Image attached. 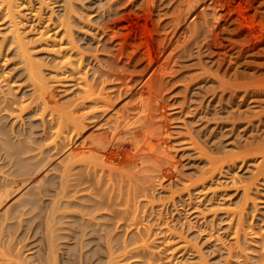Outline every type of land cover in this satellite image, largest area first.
I'll use <instances>...</instances> for the list:
<instances>
[{"label": "bare ground", "instance_id": "obj_1", "mask_svg": "<svg viewBox=\"0 0 264 264\" xmlns=\"http://www.w3.org/2000/svg\"><path fill=\"white\" fill-rule=\"evenodd\" d=\"M58 2L44 17L48 0H0V62L16 69L0 67V264H264L249 214L264 191V0ZM193 53L205 77L165 105ZM187 154L203 162L187 198L161 194ZM247 160L233 203L216 188L213 214L193 210L199 226L226 221L228 247L161 217Z\"/></svg>", "mask_w": 264, "mask_h": 264}, {"label": "rangeland", "instance_id": "obj_2", "mask_svg": "<svg viewBox=\"0 0 264 264\" xmlns=\"http://www.w3.org/2000/svg\"><path fill=\"white\" fill-rule=\"evenodd\" d=\"M50 1H52L51 3H50ZM54 1H57L58 2V0H48V6L51 8L52 7V9H45L46 11L44 12V17H49L50 15H51V12L53 11V10H55L54 11V13H56V11L59 9V2H58V7H56L55 8V6H57V2H54ZM85 1H89V0H85ZM53 2H54V4H53ZM51 4V5H50ZM55 8V9H54ZM51 10V11H50ZM49 12V13H48ZM33 22V21H32ZM30 24V23H29ZM28 24V25H29ZM33 24H34V26L36 25V26H38L39 27V25H37V24H39V23H37L36 24V21L35 22H33ZM94 24V23H93ZM94 25H97V24H94ZM4 24L2 23V22H0V41H1V39H2V37L1 36H3L4 35ZM35 26V27H36ZM36 29H38V28H36ZM162 31H160V33H161ZM165 33H166V31H164ZM164 32H162L163 34H165ZM91 33V32H90ZM161 33V34H162ZM101 52V51H100ZM8 53H9V51H8ZM7 54V53H6ZM99 54H103V52H101V53H99ZM104 54H105V52H104ZM196 56H198V58H200L199 56L200 55H196V53H193L192 55H189V56H186V57H184L183 59H182V63L180 64V66H179V69H178V71L173 75L174 77H177L178 75H180V73H183V72H188V73H186L185 75H187L186 77L185 76H183V77H181V79H177L178 81H174V83L171 85V86H168L169 88L165 91V93L164 94H169V93H172L173 91H174V89H177V88H179V87H182V89L181 90H179L180 92H173L172 93V95H171V97L169 98H166V100L168 99V101H166L165 102V105H168V103L170 104V101H169V99L171 100V99H173V98H176V97H178V95H179V97L181 96L182 97V95H184V93H183V91H184V88H185V84H187L188 83V81H190L191 82V80L193 79V77L195 78V79H200L201 78V76L203 77L205 74H200V75H198L199 73H198V70H199V67L201 66V65H199V63L197 62L198 60H195V59H198ZM5 57V56H4ZM4 59L2 56L0 57V59ZM7 60H5V61H3V60H1V62L2 63H4V62H6V61H9V60H11V55L8 57H5ZM192 58V59H191ZM13 60H14V57H13V59L9 62V64H8V62H6V65H1V62H0V67L1 68H4L5 70V72L6 73H9L10 74V76H13L14 75V72H15V68L14 67H12V65H13ZM192 60H194V61H192ZM15 61V60H14ZM184 61V62H183ZM189 61V62H188ZM186 62V63H185ZM191 62V63H190ZM5 64V63H4ZM12 64V65H11ZM193 64V65H192ZM195 64V65H194ZM190 65V66H189ZM3 66V67H2ZM10 68H9V67ZM7 67V68H6ZM198 67V68H197ZM7 69V70H6ZM10 69H12V70H10ZM198 69V70H197ZM10 70V71H9ZM190 70V71H189ZM196 70V71H195ZM11 71H13V72H11ZM181 71V72H180ZM183 71V72H182ZM193 73H192V72ZM199 71H201V70H199ZM197 72V73H196ZM145 73L146 72H144L143 73V75H145ZM191 73V74H190ZM135 74H137V75H140V72H137V73H135ZM193 74V75H192ZM192 75V76H191ZM197 75V76H196ZM208 75V74H207ZM206 75V76H207ZM185 77V78H184ZM197 77V78H196ZM205 77V76H204ZM183 78V79H182ZM190 78H192V79H190ZM196 81V80H195ZM189 82V83H190ZM179 85V86H178ZM136 87V85L135 86H133V88H135ZM170 91V92H169ZM205 91V90H204ZM209 92V91H208ZM212 92V91H211ZM211 92L210 93H208V94H211ZM175 93V94H174ZM202 93H203V91H202ZM207 94V91H206V95L207 96H209ZM67 95H70V92H67ZM202 95H204V97L206 96L205 94H202ZM206 96V97H207ZM68 97V96H67ZM126 97H127V95H125V96H123V98H121L120 99V101H118L117 103H116V107H118V106H120L121 104H123V103H125L124 101H126L127 99H126ZM123 100V101H122ZM120 102V103H119ZM123 102V103H122ZM167 103V104H166ZM118 105V106H117ZM174 106H176V105H169V107L171 108V109H173L174 108ZM170 109V110H171ZM176 120V119H175ZM175 120H174V122L173 121H171V123H173V124H175L176 122H178V121H176L175 122ZM241 120V119H240ZM244 119H242V121H243ZM241 121H238V124H241L240 123ZM244 122L245 121H243V124H244ZM170 123V124H171ZM173 124H172V126H173ZM242 124V125H243ZM242 129L243 128H245V124H244V126H242L241 127ZM243 131L245 132V130L243 129ZM179 136V134H176L175 133V136ZM233 138H234V136L231 138V140H233ZM240 138V135H238V137H236V140H238ZM243 139V138H242ZM74 145H76V144H73V146ZM240 144H236V146H239ZM235 151V150H234ZM235 153H237L236 151H235ZM252 155V154H251ZM177 159L179 158V162L181 163V165L180 166H178V168H177V171L176 172H174L173 173V176H175V177H173V178H171V181H172V185H170V184H167L170 180H163L162 182H163V185H165L164 186V188L160 191L161 192V194H164L165 192H166V194H167V192L169 191V190H171V189H173V190H175V188H176V190L175 191H177V193L178 192H180V191H182V190H179V189H181L182 188V186H180V185H182V183H184L183 181L185 180V179H187V178H190L191 176H193L194 175V172L195 173H197L196 172V170H198L197 168L200 166L199 164H202L203 162H201L202 160L201 159H199L198 157H195V156H193V155H190V154H187V155H184V156H182V157H176ZM183 158V159H182ZM193 158H195V159H193ZM197 158V159H196ZM198 160V161H197ZM186 161V162H185ZM241 161V160H240ZM192 162V163H191ZM194 162V163H193ZM248 162H250V163H248ZM239 163V162H238ZM248 163V164H247ZM186 164V165H185ZM190 164H192V165H190ZM196 164V165H195ZM243 165H241V167H239V166H237V164H236V166L238 167H236L237 169V172H235L234 173V175H233V173H224V174H222L221 176L219 175V177H221L222 178V180L219 182L218 181V183H216L215 184V187L214 186H212V187H214V188H211V190H207V191H200V192H193V194H192V199H190L192 202H189V206H187V208H185L182 204H180L179 202H177L176 203V205H172V206H169L168 204V207H166V209H167V211L164 209V211L165 212H162L163 213V215L161 214V217H163L164 219L165 218H169L168 219V221H170V219H173V218H178L179 217V219H181V222L182 221H185V223H184V226L186 225V223L188 224V221L189 220H191L190 222H194L196 219H198V218H202V217H204V214L206 215V216H209V215H211V211H210V209L209 208H207L206 209V205H204V204H206V203H204V202H207L208 204L210 203V200H206L207 199V197L208 196H210V195H212L213 193H211V192H214V190L216 189V188H218L219 189V192H218V190L216 189L215 191L217 192V193H215L214 192V194H213V196L212 197H215V198H217L219 195L218 194H220V191H221V189H223L222 191H221V193H223L222 194V196L220 197V198H222L223 199V201H222V199H220L221 201V203H225V206L224 207H227L228 205V202L229 203H233V199L236 197V195L243 189V184L245 183V181L244 180H247V178H248V176H249V174L250 173H252V171L250 170V169H253L254 168V164H256L255 162H252V161H248L247 160V162H245V164L244 163H242ZM254 165V166H253ZM192 166V167H191ZM194 166H195V168H194ZM251 166V167H250ZM249 167H250V169H249ZM253 167V168H252ZM239 169V170H238ZM249 170V171H248ZM178 171H179V173H178ZM186 171H190L191 173H189V172H187L186 173ZM194 171V172H193ZM251 171V172H250ZM193 173V174H192ZM182 174V176H180ZM227 174V175H226ZM179 175V176H178ZM188 177H187V176ZM196 175V174H195ZM245 175V176H244ZM248 175V176H247ZM184 176V177H183ZM243 176H244V178L247 176V178H245V179H243ZM180 177H182V178H180ZM219 177H217V178H219ZM233 177H234V179H233ZM250 177V176H249ZM185 178V179H184ZM221 178H219V180L221 179ZM225 178V179H224ZM227 178V179H226ZM182 179V180H181ZM236 180V181H233V180ZM241 179V180H240ZM242 180L244 181V183L242 182ZM223 181H225L226 182V185H225V182H223ZM227 181H228V183H229V185H228V183H227ZM261 181L260 180H258V182L257 183H260ZM220 183H221V187H220ZM263 183V182H262ZM261 183V185H259V189L261 190L263 187H264V183L262 184ZM179 184V185H178ZM168 186H169V190H168ZM172 186V187H171ZM167 188V189H166ZM214 189V190H213ZM238 189V190H237ZM209 191V192H208ZM183 193V194H182ZM180 192V195L181 196H185L186 198H187V196L188 195H186L185 193L186 192ZM211 193V194H210ZM241 193V192H240ZM165 194V195H166ZM216 194V195H215ZM259 195H260V197L262 198H260V199H257L256 200V202H258L257 203V205L258 206H256L257 207V209H254L252 212H249V214H251L250 216V219L252 220V221H250L253 225H255V229L256 230H258L259 231V233L260 232H262V231H264V191H260L259 193H258ZM177 195H179V194H177ZM215 195V196H214ZM223 196H225V197H223ZM206 197V198H205ZM188 201V200H187ZM186 201V202H187ZM228 201V202H227ZM186 202H185V204H186ZM227 203V204H226ZM201 204V205H200ZM180 205H182V206H180ZM194 206H197V208H192V207H194ZM170 207H172V208H170ZM176 207V208H175ZM182 207V208H181ZM223 207V208H224ZM255 207V208H256ZM169 208L171 209V211L169 210ZM222 208V209H223ZM221 209V210H222ZM168 210H169V212H168ZM180 210V211H179ZM193 210H196V211H199V212H202L203 211V215L201 214V215H199V216H196L197 214L193 211ZM207 212H206V211ZM221 210H219V213H221ZM182 211V212H181ZM167 212V213H166ZM172 212V213H171ZM183 212H185V213H183ZM34 213V212H33ZM157 213V212H156ZM210 213V214H209ZM213 214V213H212ZM179 215V216H178ZM252 215H254V216H252ZM158 216H159V214H158ZM205 216V217H206ZM198 217V218H197ZM167 219H165V220H167ZM258 220H263V221H261V223H259V222H257ZM191 223V225L190 226H192V227H189V226H187V229L185 228L184 229V231H185V233L186 234H189V233H191V232H193V231H195V229L196 230H200V231H202L201 229H204V226L207 224V223H204L205 221H203V223H200V226H199V224H197L196 222H194V223ZM226 223V221H221L220 222V224L218 225V226H215V225H213L214 227H212V226H210L209 224V229H208V227L207 226H205V227H207L206 228V231L207 232H210V231H208V230H211V228L213 229V230H211V233H214V235H215V237H214V235H213V240H215L216 239V241L218 242L219 241V243L220 244H222V245H226V244H228V246H229V242H228V240H229V238H230V240L229 241H231L232 239L234 240V237H231V235L227 232V229L224 231V232H226V233H224L222 230H219L218 232H217V228L219 229L220 227H222V226H224V225H226L225 224ZM258 223V224H257ZM201 224H202V228H200L201 227ZM204 225V226H203ZM220 226V227H219ZM211 227V228H210ZM263 228V229H262ZM208 229V230H207ZM216 230V231H215ZM222 233H221V232ZM224 234H226V236L224 235ZM228 234V235H227ZM223 236H225V237H223ZM157 237H159L160 239H162V235L160 234L159 236H157ZM223 237V238H222ZM163 240V239H162ZM211 240L212 239H208L207 240V242H205V244L203 243L202 244V246H206L209 242H211ZM209 241V242H208ZM233 242V241H232ZM201 246V247H202ZM227 246V245H226ZM226 246H223L224 248L226 247ZM227 246V247H228ZM218 253V252H217ZM225 253V252H224ZM214 254V253H213ZM215 254H216V252H215ZM163 255V254H162ZM165 256L167 255V254H164ZM178 255H180L179 253H178ZM192 257L193 256H190L189 257V260H186V261H184V264H195V259L193 260L192 259ZM225 261V263H226V259L224 260ZM224 263V262H223ZM224 263V264H225ZM228 264H231V262H228Z\"/></svg>", "mask_w": 264, "mask_h": 264}]
</instances>
